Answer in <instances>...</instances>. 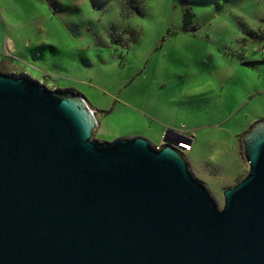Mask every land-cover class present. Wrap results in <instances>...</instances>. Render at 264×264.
I'll use <instances>...</instances> for the list:
<instances>
[{
  "label": "water",
  "instance_id": "95a60500",
  "mask_svg": "<svg viewBox=\"0 0 264 264\" xmlns=\"http://www.w3.org/2000/svg\"><path fill=\"white\" fill-rule=\"evenodd\" d=\"M82 94L0 71V264H264V119L222 206L165 130L93 138Z\"/></svg>",
  "mask_w": 264,
  "mask_h": 264
},
{
  "label": "rangeland",
  "instance_id": "374dc122",
  "mask_svg": "<svg viewBox=\"0 0 264 264\" xmlns=\"http://www.w3.org/2000/svg\"><path fill=\"white\" fill-rule=\"evenodd\" d=\"M247 3L91 0L110 17L94 23L75 3L0 0V71L81 93L98 142L191 134L189 169L221 207L248 170L240 137L264 119V0ZM133 15L148 26L126 23ZM53 22L83 43L65 53L44 42Z\"/></svg>",
  "mask_w": 264,
  "mask_h": 264
},
{
  "label": "snow or ice",
  "instance_id": "6c2138e0",
  "mask_svg": "<svg viewBox=\"0 0 264 264\" xmlns=\"http://www.w3.org/2000/svg\"><path fill=\"white\" fill-rule=\"evenodd\" d=\"M251 2L252 0H248V3L245 5L246 8L251 7ZM62 3L64 4H70V3H75L77 4L83 11L84 15L86 16H91L93 15V6L91 4V0H62ZM208 11H211L212 9L209 8L207 9ZM45 11H47L46 6H45ZM196 11L199 13L201 11L200 8H197ZM246 13L241 12L240 15H245ZM220 22H223V17H221ZM43 27L45 28H54V32L52 35L48 36V44L49 45H55L57 48L62 49L63 48V43L61 41V37L64 39H69L68 32L65 31L63 28H61L58 24H45ZM205 48L207 47L206 45L204 46ZM217 56L219 55L218 53L216 54ZM247 71V69H245ZM184 147H187V145H184Z\"/></svg>",
  "mask_w": 264,
  "mask_h": 264
},
{
  "label": "clouds",
  "instance_id": "9594fccd",
  "mask_svg": "<svg viewBox=\"0 0 264 264\" xmlns=\"http://www.w3.org/2000/svg\"><path fill=\"white\" fill-rule=\"evenodd\" d=\"M93 15L91 16H86L84 15V19L86 21L89 22H99V23H107L110 19L109 15L105 14L102 10L99 9H95L93 7ZM126 23L130 24L132 27L137 28V27H147V23L145 22V20H143L142 18L133 15L131 17L128 18V20L126 21ZM47 29V28H46ZM69 39H64L63 37H61V41L63 43V48L59 50L62 52H72L74 51L80 44H82V41H78L76 39H74L72 36H70L68 34ZM46 43H48V36L46 35L45 37V41Z\"/></svg>",
  "mask_w": 264,
  "mask_h": 264
},
{
  "label": "built area",
  "instance_id": "2783aa9c",
  "mask_svg": "<svg viewBox=\"0 0 264 264\" xmlns=\"http://www.w3.org/2000/svg\"><path fill=\"white\" fill-rule=\"evenodd\" d=\"M184 145H187V147H184ZM179 146L182 147V152L183 153H187L190 150V148H191V139H190V143L189 144L180 143Z\"/></svg>",
  "mask_w": 264,
  "mask_h": 264
},
{
  "label": "crops",
  "instance_id": "0c3cea01",
  "mask_svg": "<svg viewBox=\"0 0 264 264\" xmlns=\"http://www.w3.org/2000/svg\"><path fill=\"white\" fill-rule=\"evenodd\" d=\"M81 94V93H80ZM84 97V96H83ZM257 121V120H256ZM254 123V122H253ZM251 126V125H250ZM185 136H187V137H189L190 139H191V148H192V141H193V136L191 135V134H186ZM158 144H160L161 145V142H159ZM191 148H190V150L188 151V152H190L191 151ZM187 152V153H188ZM187 153H184V154H187ZM187 160V159H186Z\"/></svg>",
  "mask_w": 264,
  "mask_h": 264
},
{
  "label": "trees",
  "instance_id": "16d2710c",
  "mask_svg": "<svg viewBox=\"0 0 264 264\" xmlns=\"http://www.w3.org/2000/svg\"><path fill=\"white\" fill-rule=\"evenodd\" d=\"M186 15V13H184Z\"/></svg>",
  "mask_w": 264,
  "mask_h": 264
}]
</instances>
